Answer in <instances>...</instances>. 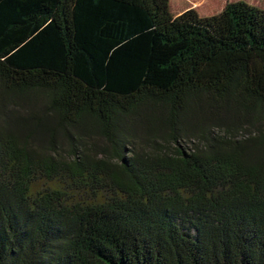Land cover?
Instances as JSON below:
<instances>
[{
	"label": "trees",
	"instance_id": "trees-1",
	"mask_svg": "<svg viewBox=\"0 0 264 264\" xmlns=\"http://www.w3.org/2000/svg\"><path fill=\"white\" fill-rule=\"evenodd\" d=\"M0 264H264V9L0 0Z\"/></svg>",
	"mask_w": 264,
	"mask_h": 264
},
{
	"label": "rangeland",
	"instance_id": "rangeland-1",
	"mask_svg": "<svg viewBox=\"0 0 264 264\" xmlns=\"http://www.w3.org/2000/svg\"><path fill=\"white\" fill-rule=\"evenodd\" d=\"M181 0H169V11L173 15H177L188 8H195L202 16L212 15L219 13L227 2L238 0H190L191 2L185 5L181 10L176 11L172 8L171 4H176ZM250 4L264 9V0H244Z\"/></svg>",
	"mask_w": 264,
	"mask_h": 264
}]
</instances>
